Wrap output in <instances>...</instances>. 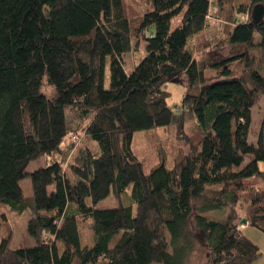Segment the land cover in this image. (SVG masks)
Instances as JSON below:
<instances>
[{"label":"trees","instance_id":"16d2710c","mask_svg":"<svg viewBox=\"0 0 264 264\" xmlns=\"http://www.w3.org/2000/svg\"><path fill=\"white\" fill-rule=\"evenodd\" d=\"M133 2L0 0V205L28 212L35 242L12 248L7 225L0 264H252L261 255L237 226L245 218L264 234L262 130L248 140L264 96V15L251 12L264 0H213L210 34L209 0H144V11ZM126 53L142 55L130 72ZM74 78L87 86L75 90ZM167 83L184 87L179 104H169ZM172 125L180 142L149 156L146 172L133 134ZM42 156L49 162L28 171ZM111 193L118 206L94 208ZM81 227L92 244L81 243Z\"/></svg>","mask_w":264,"mask_h":264},{"label":"rangeland","instance_id":"374dc122","mask_svg":"<svg viewBox=\"0 0 264 264\" xmlns=\"http://www.w3.org/2000/svg\"><path fill=\"white\" fill-rule=\"evenodd\" d=\"M129 2H131L134 5L133 0H127ZM251 0H235V4L236 5H247L250 3ZM136 5L138 6L139 10H147L149 8V5L146 4L144 2V0H136ZM209 12H208V19H210V26L209 29L206 30V33H213L215 30H217V25H219V21L217 20L216 17H214L217 8L213 3V0H209ZM137 6H135L134 8H137ZM215 6V7H214ZM179 19L180 16L176 17L173 20V27L176 26L179 23ZM218 53H220L222 56H226L228 54V48H224L218 51ZM213 55L212 53H208V55L206 56V58L204 59L205 62H207L209 60V58ZM140 58H142L141 56H134L130 53H126L123 55V61H124V68L126 72H130L133 67L134 64H137L140 60ZM106 76H105V83L108 84V77H109V71H108V67L106 68V72H105ZM73 83H74V89L75 90H80V89H84L87 86V83L85 82H80L78 80V78H74L73 79ZM165 88L167 91L170 92V96L168 99L169 104H179L182 94L184 92V87L180 84H176V83H167L165 85ZM261 99V98H260ZM262 99H264V97H262ZM261 101V100H260ZM262 103V102H261ZM263 105V104H261ZM257 106H255L253 108V121L255 122V118H256V108ZM264 107V106H263ZM253 122V124H254ZM196 119L191 115L189 118L187 116L186 118V122H185V126H184V130L187 133L192 132L195 128H196ZM149 140H151L150 144H149ZM178 136L176 133V126L172 125L171 127H169L168 129H163L162 127H159L157 129H149V130H139L136 131L133 134V138H132V149L134 151V153L137 155V157L143 162V166H144V170L146 172H148L150 170V168L154 165L153 160L149 157H155L158 155L159 153V148L166 150L165 153H167V150L169 151L168 153L172 152V150L174 149V145L176 144V146L178 145ZM173 144H172V143ZM180 142V141H179ZM168 157V156H167ZM49 162V158L42 156L34 161H31L29 163V165L27 166V170L31 171L36 169L39 166H43L46 163ZM167 164H170V161H167ZM20 185L23 188V193L26 196H31L32 195V188H31V183H30V179L24 178L20 181ZM131 193V185H129L126 188V192L124 193L123 197H122V201L124 204H128V200H129V195ZM118 200L115 198V196L111 193L109 196H107L106 198L100 200L99 202H97L94 205L95 209H104V208H112L115 206H118ZM133 209H134V205H133ZM4 213L6 216L7 221L3 220V218L0 216V238L5 235L6 230H7V225L11 228L12 230V237H11V247L12 248H18V247H28L33 245L34 242V238L28 233L27 231V220H28V212H23L20 214H15L12 213L10 211H8V208L4 205H0V214ZM206 215H208L211 218H222L224 217L225 214H223L222 212H219L218 210H212L206 213ZM86 222H91V218L88 217L86 219ZM80 234L82 237V244H87L89 241V237L91 236V231L86 228V227H81L80 228ZM90 234V235H89ZM118 237V235L115 236V239ZM89 244V243H88ZM201 260H199L197 258V261L192 260L189 264H205L204 262H200ZM99 264H102L101 262H99ZM151 264H160V263H151Z\"/></svg>","mask_w":264,"mask_h":264},{"label":"crops","instance_id":"0c3cea01","mask_svg":"<svg viewBox=\"0 0 264 264\" xmlns=\"http://www.w3.org/2000/svg\"><path fill=\"white\" fill-rule=\"evenodd\" d=\"M262 97H264V96L259 97L256 104L252 107V110H251V124H250V129H249V134H248V140L251 142L256 141L257 135H258V132L260 129L262 130L263 142H264V107H263L264 106V99H262ZM261 104H263V105H261ZM255 106H257L256 107L257 111H256V118H255L256 120L254 122L253 121V119H254L253 118V108ZM253 122H254V124H253ZM258 166H259V169L264 172V159L259 161ZM238 213L241 214V212H238ZM237 227L242 232V234L244 236L249 238L255 245H257L259 252H261V255L257 259H255L252 264H264V234L260 230H258L257 228L250 226L248 224V221L246 223L238 222ZM79 234H80V229H79ZM80 241L82 243L81 234H80ZM88 241H89L88 242L89 244L87 243L84 245L92 244V233H91V236L89 237Z\"/></svg>","mask_w":264,"mask_h":264},{"label":"water","instance_id":"95a60500","mask_svg":"<svg viewBox=\"0 0 264 264\" xmlns=\"http://www.w3.org/2000/svg\"><path fill=\"white\" fill-rule=\"evenodd\" d=\"M264 15V6L262 4H255L252 8L251 17L254 21H259ZM240 223H246L245 218L240 219Z\"/></svg>","mask_w":264,"mask_h":264}]
</instances>
